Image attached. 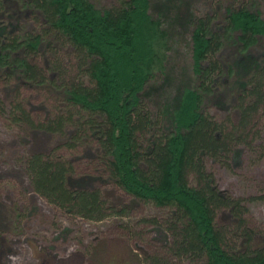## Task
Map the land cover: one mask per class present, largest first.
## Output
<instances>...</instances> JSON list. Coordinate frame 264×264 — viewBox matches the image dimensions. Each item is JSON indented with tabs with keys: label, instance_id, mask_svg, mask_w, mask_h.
<instances>
[{
	"label": "trees",
	"instance_id": "1",
	"mask_svg": "<svg viewBox=\"0 0 264 264\" xmlns=\"http://www.w3.org/2000/svg\"><path fill=\"white\" fill-rule=\"evenodd\" d=\"M151 2L117 0L98 8L91 0H0V13L7 15V23L0 22V79L57 93L65 112L39 129L61 134L68 124L74 134L65 147L94 144L98 162L94 174L76 176L69 162L52 152L30 155L25 170L31 190L90 222L126 215L108 210L97 182L168 209L161 222L143 220L168 238V257L148 258L150 264H264V234L254 246L240 200L219 191L203 165L204 158L217 161L244 140L258 110H264V55L253 52L264 49V19L256 0L223 7L219 20L214 11L196 16L188 6L182 19L181 0H161L153 16ZM20 13L41 26L18 40L13 33L18 27L10 20L18 21ZM184 27L189 28L192 77L189 85H175V94L150 118L143 100L169 85L167 54L182 40ZM18 50L20 57L12 53ZM226 50L230 60L221 58ZM158 76L165 82L159 84ZM205 104L220 112L232 108L237 123L213 121ZM8 109L0 104V115L26 120L18 102ZM158 114L165 127L157 125ZM224 210L234 220L231 227L214 221Z\"/></svg>",
	"mask_w": 264,
	"mask_h": 264
},
{
	"label": "rangeland",
	"instance_id": "2",
	"mask_svg": "<svg viewBox=\"0 0 264 264\" xmlns=\"http://www.w3.org/2000/svg\"><path fill=\"white\" fill-rule=\"evenodd\" d=\"M98 8L116 4L117 0H91ZM161 0H152L150 13L154 16ZM180 13L184 7L192 8L196 16L212 13L220 19L223 7L233 8L249 5L251 0H181ZM256 7L264 19V0H256ZM179 11V10H178ZM8 15L10 13H7ZM0 13V22L6 24L7 15ZM181 16V17H182ZM3 17V18H2ZM184 16L182 17V19ZM18 21H11L18 28L13 32L18 40L24 33L36 34L40 23L33 22L28 13H20ZM38 19V18H37ZM39 21V20H38ZM217 21V20H216ZM215 21V22H216ZM219 23V21H217ZM217 23V25H218ZM216 27V26H215ZM12 29V28H11ZM184 27L182 40L176 42L167 54V73L169 84L163 87V93L144 99L151 118L161 103L170 99L176 92L175 85L181 88L189 85V28ZM11 32V33H12ZM259 57L264 49L253 51ZM20 57L21 51H13ZM229 57L227 50L221 57ZM229 59V58H228ZM39 66L43 59L37 57ZM230 60V59H229ZM159 84L164 77H160ZM229 78L224 77V81ZM81 83L88 85L84 78ZM165 82V81H164ZM193 83H191V86ZM18 102L26 114V120L9 118L7 113L0 115V264H150L148 258L168 257L165 246L168 238L157 225L144 223V219L161 222L169 215L168 209H161L132 199L112 184L97 182L100 196L109 209L124 210L126 215L118 217L107 215L99 222H90L68 215L64 210L47 203L31 190L29 177L25 170V160L33 154L54 153L63 161H68L73 173L77 175L94 174L98 170L95 159V146L81 143L75 148L65 147L71 140L74 128L64 125L61 134L48 133L39 128L54 118L63 115L64 102L57 93L46 88H28L16 85L13 78L0 79V104L6 110ZM158 103V104H157ZM15 105V104H14ZM157 111V110H156ZM205 113L217 123L228 120L235 125L238 115L229 109L220 112L213 105L205 104ZM157 113V112H156ZM61 119V118H60ZM157 125L165 127L166 122L160 114ZM244 140L230 149L219 159H203L205 171L213 178L216 188L238 199L245 210L242 218L246 227L254 232V246L259 244L264 234V110H258L253 126L244 136ZM145 140V139H144ZM140 144L145 146V141ZM144 141V142H143ZM100 175V174H97ZM94 176V175H93ZM96 176V175H95ZM111 211V210H110ZM109 214V213H107ZM214 221L217 226H233L234 220L229 213L217 211ZM172 264H178L172 260ZM180 264H191L183 261Z\"/></svg>",
	"mask_w": 264,
	"mask_h": 264
}]
</instances>
